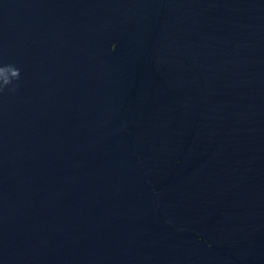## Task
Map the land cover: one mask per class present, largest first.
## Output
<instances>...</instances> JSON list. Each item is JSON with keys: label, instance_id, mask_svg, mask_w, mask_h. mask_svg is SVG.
I'll return each instance as SVG.
<instances>
[{"label": "water", "instance_id": "95a60500", "mask_svg": "<svg viewBox=\"0 0 264 264\" xmlns=\"http://www.w3.org/2000/svg\"><path fill=\"white\" fill-rule=\"evenodd\" d=\"M0 264H264V0H0Z\"/></svg>", "mask_w": 264, "mask_h": 264}]
</instances>
